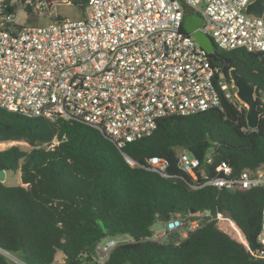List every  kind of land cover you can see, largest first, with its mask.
<instances>
[{"label": "trees", "instance_id": "1", "mask_svg": "<svg viewBox=\"0 0 264 264\" xmlns=\"http://www.w3.org/2000/svg\"><path fill=\"white\" fill-rule=\"evenodd\" d=\"M71 2L83 13L88 0ZM17 10L14 3L10 11ZM210 58L223 62L228 84V70L236 68L257 86L263 110L257 130L247 129L246 108L223 94L219 108L163 119L151 136L122 149L84 123L0 108V143L31 147L0 151V171L20 172L21 181L0 182V264H16L2 252L23 264H59L58 255L66 264H96V245L116 237L129 240L105 264H264L258 243L264 187L207 184L224 177L216 171L223 165L231 168L228 179L264 172V56L216 49ZM181 150L200 160L195 178L179 168ZM153 157L168 163L167 178L147 169ZM177 214L200 226L184 239L152 241L153 226Z\"/></svg>", "mask_w": 264, "mask_h": 264}, {"label": "built area", "instance_id": "2", "mask_svg": "<svg viewBox=\"0 0 264 264\" xmlns=\"http://www.w3.org/2000/svg\"><path fill=\"white\" fill-rule=\"evenodd\" d=\"M24 1L51 23L18 24L17 13L10 11L13 0H0V108L28 118L84 123L119 149L151 136L163 119L219 108L222 94L230 99L221 68L184 30L187 8L202 18L198 30L216 49L264 56V16L246 14L253 0H88L79 20L59 13L62 4L73 5L71 0ZM148 163V170L168 177L165 160L153 157ZM178 164L193 178L201 167L184 150ZM216 171L224 177L207 184L229 190L264 187L262 171L231 179L230 167ZM158 224L151 240L160 244L173 234L184 239L200 226L190 220L184 231L178 214ZM258 243L264 246V209ZM118 244L114 238L99 242L95 263L105 264Z\"/></svg>", "mask_w": 264, "mask_h": 264}, {"label": "water", "instance_id": "3", "mask_svg": "<svg viewBox=\"0 0 264 264\" xmlns=\"http://www.w3.org/2000/svg\"><path fill=\"white\" fill-rule=\"evenodd\" d=\"M246 14L252 17L263 18L264 16V0H253L246 8ZM202 24V18L195 14L192 8L185 10L184 30L191 34L198 45L206 50L211 55L216 53L215 45L210 37L198 30ZM217 67H222L223 62L218 59L212 60ZM228 76L232 87L236 90L235 97L246 108V122L247 129L257 130L260 126L263 110L260 108L257 99V86L247 81L239 74L236 68L228 70ZM6 180V171H0V182L4 183ZM203 213V212H202ZM11 259V258H10ZM14 263L17 262L11 259Z\"/></svg>", "mask_w": 264, "mask_h": 264}, {"label": "rangeland", "instance_id": "4", "mask_svg": "<svg viewBox=\"0 0 264 264\" xmlns=\"http://www.w3.org/2000/svg\"><path fill=\"white\" fill-rule=\"evenodd\" d=\"M13 2L18 5V10H17V15H16V22L18 24H21V25H25L26 24V25H29V26L39 27V26H48L51 23V21L46 20L44 18H40L35 13L27 14L25 12V10H24L23 4H21L19 0H13ZM58 10H59V13H60L62 18L70 19V20H79V19H81L82 14H83L74 5L68 6V5L62 4L61 6H59ZM227 85H228V92L230 94V99L235 98V100L238 101L237 98L235 97L236 90L232 87L231 84L227 83ZM12 146H18L24 151H29L31 149V147L25 142H11V143H0V151L6 150V149H8V148H10ZM4 184L7 185V186L20 185L21 184L20 172H17V173L9 172V173H6V180L4 181ZM204 216H205L204 213L199 214V217H200L201 220H202V218ZM189 221L190 220L188 218H183L184 231L188 230ZM158 227H159L158 223H156L153 226V228H158ZM114 240L117 243H123V242H126L127 240H129V238L128 237H123V238L116 237V238H114ZM57 258L60 261L63 260V258H62V260L60 259V255H58ZM11 259L15 260L17 262V264H23L19 260L15 259L12 256H11Z\"/></svg>", "mask_w": 264, "mask_h": 264}]
</instances>
